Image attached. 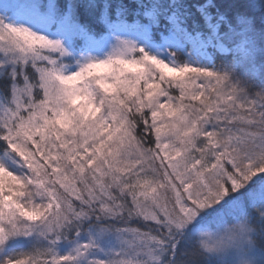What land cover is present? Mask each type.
<instances>
[{"label": "snow or ice", "instance_id": "snow-or-ice-1", "mask_svg": "<svg viewBox=\"0 0 264 264\" xmlns=\"http://www.w3.org/2000/svg\"><path fill=\"white\" fill-rule=\"evenodd\" d=\"M0 264H264V0H0Z\"/></svg>", "mask_w": 264, "mask_h": 264}]
</instances>
